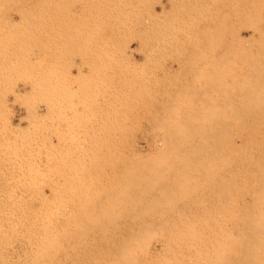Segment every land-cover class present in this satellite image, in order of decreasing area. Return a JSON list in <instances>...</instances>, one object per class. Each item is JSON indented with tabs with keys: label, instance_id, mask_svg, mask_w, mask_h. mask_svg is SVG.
I'll use <instances>...</instances> for the list:
<instances>
[{
	"label": "rangeland",
	"instance_id": "rangeland-1",
	"mask_svg": "<svg viewBox=\"0 0 264 264\" xmlns=\"http://www.w3.org/2000/svg\"><path fill=\"white\" fill-rule=\"evenodd\" d=\"M243 120L264 122V0H0V264H109L116 247L130 252L131 264H163L175 254L180 261L169 264H264V230L257 233L264 223L244 216L250 213L243 205L261 188H250L254 173L249 186L238 182L237 197L246 201L231 207L234 225L228 204L218 208L224 216L211 214L219 211L211 191L233 179L225 173L227 187L210 130L219 134L221 123ZM97 155L93 166L98 158L90 164V156ZM261 192L254 202L262 205L250 208L257 217H264ZM176 244L183 246L173 253Z\"/></svg>",
	"mask_w": 264,
	"mask_h": 264
},
{
	"label": "bare ground",
	"instance_id": "bare-ground-1",
	"mask_svg": "<svg viewBox=\"0 0 264 264\" xmlns=\"http://www.w3.org/2000/svg\"><path fill=\"white\" fill-rule=\"evenodd\" d=\"M85 10V9H84ZM128 12V11H127ZM83 13H85V12H83ZM26 14H28V13H26ZM33 14H34V12H33ZM40 14V13H39ZM43 14V13H42ZM41 14V15H42ZM47 14V13H46ZM53 14V13H52ZM68 14V13H67ZM69 14H70V12H69ZM87 14V13H86ZM167 14V13H166ZM49 15V14H48ZM55 15H56V13H55ZM60 15V14H59ZM58 15V16H59ZM28 16H30V15H28ZM37 16V15H36ZM52 16V15H51ZM64 16V15H63ZM79 16V15H78ZM77 16V17H78ZM162 16H163V14H162ZM31 18L33 17V16H30ZM68 16H66V18H67ZM28 18V17H27ZM51 18V17H50ZM60 18V17H59ZM65 18V17H64ZM63 18V19H64ZM33 19H34V17H33ZM36 19V18H35ZM34 19V20H35ZM39 19V18H38ZM43 19V18H42ZM46 19H48L47 17H46ZM68 19V18H67ZM162 19V18H161ZM29 20V19H28ZM51 20V19H50ZM37 21V20H36ZM40 21V20H39ZM43 21V20H42ZM47 21V20H46ZM30 22V21H29ZM28 21H27V23H29ZM48 22V21H47ZM31 23V22H30ZM38 23V22H37ZM40 23H42V22H40ZM63 23V22H62ZM48 24V23H47ZM60 24H61V22H60ZM35 25V24H34ZM28 26H30L29 24H28ZM35 26H37V25H35ZM40 26V25H39ZM46 25H44V27H45ZM38 27V26H37ZM41 27V26H40ZM43 27V26H42ZM52 27V26H51ZM62 27V26H61ZM53 28V27H52ZM33 29H34V27H33ZM37 29V28H36ZM64 29V28H63ZM82 29V28H81ZM85 30V29H84ZM84 32V31H83ZM57 34V33H56ZM87 34V33H86ZM85 34V35H86ZM47 35V34H46ZM80 36V35H79ZM224 36V35H223ZM86 37V36H85ZM35 38V37H34ZM40 38V37H39ZM56 38H59V37H57L56 36ZM71 38V37H70ZM43 39V38H42ZM48 39V38H47ZM81 39V38H80ZM61 40H63V38L61 39ZM67 40V39H66ZM70 40V39H69ZM224 40L225 39H223V42H222V46L224 47L225 45V43H224ZM54 41V40H53ZM56 41V40H55ZM64 41H65V39H64ZM83 41V40H82ZM85 41V40H84ZM69 42V41H68ZM35 43V42H34ZM34 43H33V45H34ZM38 43V42H37ZM42 43V42H41ZM62 43V42H61ZM87 43V42H86ZM32 44V43H31ZM56 44V43H55ZM54 44V45H55ZM63 44V43H62ZM32 45V46H33ZM37 45V44H36ZM46 45V44H45ZM59 45V44H58ZM65 45V44H64ZM67 45H68V43H67ZM75 45V44H74ZM73 45V46H74ZM87 45V44H86ZM63 46V45H62ZM70 46V45H69ZM78 46V45H77ZM50 48V47H49ZM53 48H55V47H53ZM60 48V47H59ZM64 48V47H63ZM69 48H71V46L69 47ZM80 48V47H79ZM82 48V47H81ZM32 49V48H31ZM78 49V48H77ZM222 50H224V52H225V49H223V48H221ZM30 50V49H29ZM67 50V49H66ZM70 50V49H69ZM228 50V49H227ZM57 51H60V50H57ZM68 51V50H67ZM74 50H72V52H73ZM79 51V50H78ZM76 52V51H75ZM227 52V51H226ZM38 54V53H37ZM63 54V53H62ZM62 54H60V55H62ZM65 54H67V53H65ZM73 54V53H72ZM85 54V53H84ZM87 54V53H86ZM151 54V53H150ZM154 54H155V52H154ZM46 55V54H45ZM59 55V56H60ZM227 55V54H226ZM229 55V54H228ZM227 55V56H228ZM148 56V55H147ZM48 57V56H47ZM61 57V56H60ZM62 57H64V56H62ZM151 58H152V56H151ZM46 59V58H45ZM40 61V60H39ZM42 61V60H41ZM51 64V63H50ZM71 64V63H70ZM56 66V65H55ZM61 66H63V65H61ZM64 67V66H63ZM141 68H142V66H141ZM68 74V73H67ZM65 75V74H64ZM245 77H247V76H245ZM233 78V77H232ZM248 78V77H247ZM234 79V78H233ZM62 84V83H61ZM224 84V83H223ZM230 84V83H229ZM227 86V85H226ZM226 86H224V87H226ZM230 87V86H229ZM77 90V89H76ZM68 91V90H67ZM73 91V90H72ZM112 91V90H111ZM224 91V90H223ZM78 92H79V90H78ZM84 92V91H83ZM130 92V91H129ZM132 92V91H131ZM51 93V92H50ZM63 93V92H62ZM66 93V92H65ZM69 93V92H68ZM93 93V92H92ZM91 93V94H92ZM134 93V92H133ZM83 94V93H82ZM112 94H115V92H113ZM117 94H119V93H117ZM121 94V93H120ZM76 95V94H75ZM100 95V94H99ZM96 96V95H95ZM42 97V96H41ZM97 97V96H96ZM113 97V96H112ZM65 98H67V96L65 97ZM95 98V97H94ZM55 99V98H54ZM215 100V99H214ZM72 101V100H71ZM94 101V100H93ZM77 102V101H76ZM78 103V102H77ZM95 103V102H94ZM219 103V102H218ZM72 104H74V103H72ZM83 108V107H82ZM75 109V108H74ZM85 110V109H84ZM29 112H32V110H29ZM73 113H74V111H72ZM82 112V110L79 112V114ZM72 113V114H73ZM76 114V113H75ZM85 114V113H84ZM63 115V114H62ZM86 115V114H85ZM32 116V115H31ZM64 116V115H63ZM70 117V116H69ZM82 117V116H81ZM93 117V116H92ZM94 118V117H93ZM100 118V117H99ZM213 118V117H212ZM253 118V117H252ZM255 118V117H254ZM85 119V118H84ZM243 119V118H242ZM245 119V118H244ZM62 120H64V119H62ZM67 120V119H66ZM47 121V120H46ZM89 121V120H88ZM214 123L216 122V119H215V121H213ZM71 123H72V121H71ZM85 123V122H84ZM74 124V123H73ZM79 124V123H78ZM90 124V123H89ZM216 124V123H215ZM222 124V127H220V132H219V134H217L218 133V131L216 132V130H217V128L213 131V132H211V130H210V133H212V134H210V135H213L212 136V138H213V140H212V138H211V144H210V146H209V148H212V149H210L211 150V152L212 151H215V152H217L218 151V148H220V153H221V160L219 159V157H218V159L221 161V168H220V173L221 174H225V173H231L232 174V176H231V174H230V177H231V179H233V181L231 182L232 183V185H229V187H228V185L227 184H230V178H228L229 177V175H224V176H228L227 177V179L229 180H224V183H226L227 181L229 182H227L226 183V185H227V187L228 188H226V187H221L222 188V190L220 191L219 190V188H217V189H215L214 190V188H213V193H212V191H211V193H210V196H211V194H213V202L215 201V202H217L218 201V199H219V197L223 200L222 201V207H221V204H219V203H215L214 202V204H217V205H219V206H217L216 207V209L215 210H219V209H222V210H224V208L225 207H227L226 209H228V212L225 210V212L227 213V214H229L230 212V214L232 215V208L231 207H233L234 208V206H235V204H236V201H237V204H238V202L240 201L242 204H243V200L244 199H242V198H244L245 197V195H244V197H237L238 195L239 196H241L240 194H238L239 193V188H238V182H242V181H244V184L248 181H250L251 180V177H248V175H249V173H254L255 174V176H252V180L253 181H255L256 180V182H257V180H258V182L257 183H259V182H262V184L260 185V183L259 184H257L256 182H255V186H253L254 184H252L251 185V181H250V188H256V186H257V188L256 189H258L260 186H261V188H264V186H262V185H264V180H262V177H264V176H259V175H256V172H254V170H257L258 171V173L260 174V172H264V164H262L261 162L262 161H264V122H244V120H243V122H241V123H221ZM218 125V124H217ZM217 125H214L215 127L217 126ZM54 126V125H53ZM73 126V125H72ZM84 126V125H83ZM37 127V126H36ZM43 127H45V126H43ZM68 127V126H67ZM87 127V126H86ZM218 127V126H217ZM57 128V127H56ZM69 128V127H68ZM79 128V127H78ZM81 128H82V126H81ZM99 128H100V126H99ZM222 128V129H221ZM98 129V128H97ZM212 129V128H211ZM45 130V129H44ZM43 131V130H42ZM83 131V130H82ZM92 131H94L93 129H92ZM101 131V130H100ZM41 132V131H40ZM56 132V131H55ZM67 132V131H66ZM96 132V131H95ZM98 132V134H99V130L97 131ZM69 133V132H68ZM73 134V133H72ZM70 135V134H69ZM217 135V136H216ZM79 136V135H78ZM220 138H219V137ZM69 137V136H68ZM78 138V137H77ZM64 139V138H63ZM74 139V138H73ZM88 139V138H87ZM237 139H238V141H239V146L238 145H236V141H237ZM69 140H70V137H69ZM72 140V139H71ZM99 140H100V138H99ZM153 140V139H152ZM67 141H68V139H67ZM84 141V140H83ZM91 141V140H90ZM93 141V140H92ZM94 141H95V139H94ZM158 141V140H157ZM160 141V140H159ZM184 142H193L194 140H190V139H185V140H183ZM88 142V141H87ZM100 142V141H99ZM101 144H103V142H104V140H101ZM107 142V141H106ZM155 142V141H154ZM160 142H162V140L160 141ZM68 143V142H67ZM84 143V142H83ZM89 143V142H88ZM108 143V142H107ZM106 143V144H107ZM156 143V142H155ZM158 143V142H157ZM105 144V143H104ZM98 145V144H97ZM156 145V144H155ZM158 145V144H157ZM68 146V145H67ZM66 146V147H67ZM82 146V145H81ZM92 146V145H91ZM102 146V145H101ZM75 147V146H74ZM94 147V146H93ZM97 147V146H96ZM95 147V148H96ZM100 147V146H99ZM107 147V146H106ZM82 148V147H81ZM90 148V147H89ZM109 148V147H108ZM154 148V147H153ZM155 148H157V147H155ZM155 148H154V150H155ZM63 149H64V146H63ZM67 149V148H66ZM88 149V148H87ZM86 149V150H87ZM94 149V148H93ZM92 148H91V151L93 150ZM100 150H101V148H99ZM107 149V148H106ZM96 150V149H95ZM102 150H104V148L102 149ZM83 151V150H82ZM88 151H90V150H88ZM149 151V150H148ZM93 152H95V151H93ZM101 152V151H100ZM105 152V151H104ZM113 152V151H112ZM109 153V152H108ZM87 155V154H86ZM85 155V156H86ZM110 155V154H109ZM149 155V154H148ZM212 155V154H211ZM215 155V154H214ZM49 156V155H48ZM99 155H97V157L96 156H90L91 158H90V164H91V162L94 160L95 162H96V159L98 158V162H94L93 161V164L95 163V165H93V166H96L97 164H99V162L101 161V160H99V158L101 159V155L98 157ZM114 156V155H113ZM112 156V157H113ZM123 155H120L119 157H122ZM146 156V155H145ZM87 157V156H86ZM106 156L104 155L102 158H105ZM124 157V156H123ZM48 158V157H47ZM137 158V157H136ZM260 158H261V160H260ZM216 159V158H215ZM217 159V163H218V160ZM258 159V160H257ZM92 160V161H91ZM129 160H130V158H129ZM143 160V159H142ZM259 161H261V162H259ZM257 162V163H256ZM102 163V162H101ZM103 163H104V161H103ZM213 163V162H212ZM211 163V164H212ZM260 163V164H259ZM258 164V165H257ZM108 165V164H107ZM207 165V164H206ZM262 165V166H261ZM105 166V165H104ZM148 166V165H147ZM150 166V165H149ZM188 166V165H187ZM190 166V165H189ZM210 167H212V166H210ZM98 168V167H97ZM109 168V167H108ZM192 168H194V167H192ZM214 168H215V170H214V174H215V177H217L220 173L217 171L218 170V166L216 165V161H215V165H214ZM191 169V168H190ZM262 170V171H260V170ZM188 170V169H187ZM95 171V170H94ZM211 171V170H210ZM110 172V171H109ZM112 172V171H111ZM131 174V173H130ZM199 174V173H198ZM208 174V173H207ZM238 174L241 176V178L242 179H240L239 177H238ZM262 174H264V173H262ZM247 175V176H246ZM252 175V174H251ZM261 175V174H260ZM221 176V175H220ZM235 176H236V178H235ZM261 178H259V177ZM219 177V176H218ZM222 177V179H223V176H221ZM254 177V178H253ZM255 177H258L259 179H257V178H255ZM246 178V179H245ZM224 179H225V177H224ZM239 179H240V181H239ZM244 179V180H243ZM223 181V180H222ZM246 181V182H245ZM221 182V181H220ZM216 183H219V182H216ZM223 183V184H224ZM253 183V182H252ZM120 184V183H119ZM243 184V183H242ZM242 185V187H243V190H245V189H249V187H247L246 188V184L245 185ZM225 185V184H224ZM223 185V186H224ZM240 185V184H239ZM207 186H209L208 184H207ZM218 186H221V183H220V185L218 184ZM247 186H249V184H247ZM259 186V187H258ZM215 187V186H214ZM244 187H245V189H244ZM134 188V187H133ZM216 188V187H215ZM224 188H226V189H228L227 191V193H226V189H224ZM238 188V189H237ZM261 188H259V189H261ZM89 189V188H88ZM116 189V188H115ZM135 189V188H134ZM152 189V188H151ZM241 189V188H240ZM258 189V191L256 192V196L257 197H255V198H253L252 200H251V192L249 193V190H246L247 191V195L248 196H250V198L249 197H247V200H251V202L253 201V203L251 204V205H249V204H247V205H243V206H245V208H247V210H249V216H251V214H254V215H252V216H254L253 218H251V217H249L247 214L246 215H244L245 216V219H247L246 221H245V219L243 218L242 220H244L245 222H248V223H250V222H258L259 223V221H261V223H264V219H262V218H264V217H261L260 215H262V216H264V213H262V212H264V211H261L260 209H259V216L260 217H257V214L256 213H258V209L257 210H254L256 213H252V211L250 212V208H252L251 206H258V204L261 206L262 205V203L260 204V201H259V203H255L254 201L256 200V202H258L257 201V198H259V197H261V196H259V194L260 193H258V192H261L262 190H264V189H261V190H259ZM130 190V189H129ZM144 190H146V189H143V191ZM154 190V189H153ZM203 190H204V188H203ZM202 190V191H203ZM211 190H212V187H211ZM242 190V191H243ZM253 190H255V189H253ZM83 191V190H82ZM87 191V190H86ZM120 191H121V188H120ZM152 191V190H151ZM209 191H210V189H209ZM215 191V192H214ZM250 191H252V189L250 190ZM85 192V191H84ZM139 192V191H138ZM141 192V191H140ZM206 192V191H205ZM262 192H264V191H262ZM262 192H261V195L262 196H264V194H262ZM90 193V192H89ZM126 193V192H125ZM130 193L132 194V192H131V190H130ZM204 193V192H203ZM209 193V192H208ZM214 193H216L215 194V196H214ZM258 193V194H257ZM86 194H88V192H86ZM124 194V193H123ZM123 194H121V192H120V195H123ZM225 194H227V196H229L228 197V199H229V201H228V203H226L227 201H224V196H225ZM243 194V193H242ZM250 194V195H249ZM253 194L254 193H252V197H254L253 196ZM119 195V194H118ZM126 195V194H125ZM128 195V194H127ZM134 195V194H133ZM90 196V195H89ZM117 196V195H116ZM130 196V195H129ZM138 195H135V197H137ZM208 196H209V194H208ZM80 197V196H79ZM120 198H121V200H122V197L121 196H119ZM124 197V196H123ZM133 198V199H135L136 200V198ZM140 197H141V195H140ZM205 197V196H204ZM155 198H157L156 196H155ZM207 198V197H206ZM238 198V199H237ZM249 198V199H248ZM110 199V198H109ZM139 199V198H138ZM209 199V198H208ZM239 199H241V200H239ZM158 200V199H157ZM205 199H203V201H204ZM258 200H260V199H258ZM111 201V200H110ZM120 201V200H119ZM141 201V200H140ZM143 201V200H142ZM146 201V200H145ZM210 201H212V200H210ZM244 201H246V200H244ZM102 202V201H101ZM115 202V201H114ZM137 202V201H136ZM212 202V203H213ZM218 202H221V200L220 201H218ZM63 203V202H62ZM154 203V202H153ZM156 203V202H155ZM167 203V202H166ZM59 204H61V203H59ZM120 204V203H119ZM132 204H134V203H132ZM203 204H206V203H203ZM214 204H212L213 206H214ZM225 204V206L223 207V205ZM226 204H228L227 206H226ZM240 204V203H239ZM256 204V205H255ZM129 205V204H128ZM138 205V204H137ZM155 205V204H154ZM194 205V204H193ZM200 205H201V203H200ZM207 205V204H206ZM210 205V204H209ZM208 205V206H209ZM113 206V205H112ZM161 206V205H160ZM165 206V205H164ZM247 206H249V208L247 207ZM124 207V206H123ZM146 207H147V204H146ZM145 207V208H146ZM133 208V207H132ZM219 208V209H218ZM235 208L237 209V207L235 206ZM257 208H259V207H257ZM111 209V208H110ZM128 209V208H127ZM143 209H144V207H143ZM195 209V208H194ZM206 209V208H205ZM235 209V210H236ZM140 210H142V209H140ZM150 210V209H149ZM222 210H219V211H215L214 213L213 212H211V214L212 215H215V214H219L220 215V217L221 216H224V213L223 214H221V211ZM234 210V213H236V211ZM130 211H132V210H130ZM188 211V210H187ZM194 211V210H193ZM261 211V212H260ZM122 212V211H121ZM150 212V211H149ZM198 212V211H197ZM126 213V212H125ZM134 213V212H133ZM140 213V212H139ZM138 213V214H139ZM145 213V212H144ZM146 213H148L147 211H146ZM145 213V214H146ZM206 214H203V215H206V216H211L210 215V212H209V215H207V212H205ZM238 213V212H237ZM143 214V213H142ZM202 214V213H201ZM227 214H225V216H228L227 218H228V220H227V218H225L226 220H227V222H231V224L230 223H228L229 225H234V221H233V219H234V215H232L233 217H231V218H233V219H231L230 218V214L229 215H227ZM242 214V213H241ZM115 215V214H114ZM118 215V214H117ZM123 215H124V213H123ZM137 214H135V216H136ZM147 215V214H146ZM152 215V214H151ZM160 215V214H159ZM177 215V214H176ZM179 215V214H178ZM193 215V214H192ZM237 215L238 214H236L235 216V218H237ZM119 216V215H118ZM138 216V215H137ZM140 216V215H139ZM196 216V215H195ZM197 216H198V214H197ZM218 215H216V217H217ZM241 216H243V215H241ZM112 217V216H111ZM114 217V216H113ZM147 217V216H146ZM171 217V216H170ZM178 217V216H177ZM179 217H181V216H179ZM208 217V218H209ZM246 217H249V219L248 218H246ZM257 217V218H256ZM117 218V217H116ZM151 218V217H150ZM200 218H201V221H202V219H204V222H202V223H205L207 220H205V218L204 217H201L200 216ZM250 218H251V220H250ZM258 218H259V221H258ZM110 219V218H109ZM112 219V218H111ZM113 219H115V218H113ZM118 219V218H117ZM134 219V218H133ZM148 219V218H147ZM160 219V218H159ZM162 219V218H161ZM177 219V218H176ZM212 219V218H211ZM229 219H231V220H229ZM95 222H96V220L95 219H93ZM108 220V219H107ZM124 220H125V218H124ZM130 220V219H129ZM128 220V221H129ZM213 220V219H212ZM215 221L216 220H218V219H214ZM220 220V219H219ZM226 220L224 221V219L222 220V221H224V222H226ZM249 220V221H248ZM254 220V221H253ZM122 221V220H121ZM141 221V220H140ZM160 221V220H159ZM163 221V220H162ZM174 221V220H173ZM177 221V220H176ZM182 221V220H181ZM181 221H179V223L181 222ZM184 221V220H183ZM185 221H186V219H185ZM236 221H237V219H236ZM236 221H235V223H236ZM95 222H93V224H95ZM112 222V221H111ZM115 221H113V223H114ZM139 222V221H138ZM164 222V221H163ZM175 222V221H174ZM190 223H191V221H189ZM197 222V221H196ZM209 222V221H208ZM214 222V221H213ZM217 222V221H216ZM215 222V223H216ZM240 222H241V220H240ZM110 223V221L108 222V224ZM145 224H146V222H144ZM148 223V222H147ZM150 223V222H149ZM160 223V222H159ZM165 223H167V222H165ZM207 223V222H206ZM203 224V225H207V224ZM217 223H219V222H217ZM216 223V224H217ZM222 223V222H221ZM238 223H239V220H238ZM244 223V222H243ZM20 224V223H19ZM22 224V223H21ZM24 224V223H23ZM97 224V223H96ZM95 224V225H96ZM117 224V223H116ZM158 224V223H157ZM209 224H211V223H208V225ZM246 225H247V223H245ZM257 224V223H256ZM255 224V225H256ZM98 225V224H97ZM110 225V224H109ZM144 225V224H143ZM161 225V224H160ZM180 225H182V223L180 224ZM193 224H191L190 225V227L192 226ZM212 225H214V224H212ZM224 225V224H223ZM245 225V226H246ZM250 225V224H249ZM260 224H258V226H259ZM16 226V225H15ZM20 226H22V225H20ZM94 226V225H93ZM92 226V227H93ZM150 226V225H149ZM163 226H165V225H163ZM174 226V225H173ZM222 226V225H221ZM226 226V225H225ZM258 226H257V228H258ZM261 226V225H260ZM259 226V227H260ZM17 227V226H16ZM115 227V226H114ZM145 227H147L146 225H145ZM152 227H154V226H152ZM158 226H156V228H157ZM176 227V226H175ZM184 227V226H183ZM190 227H188V225H187V228L189 229ZM205 227V226H204ZM206 227H208V226H206ZM236 227V226H235ZM247 227V226H246ZM262 227V226H261ZM25 228V227H24ZM94 228V227H93ZM150 228H151V226H150ZM160 228V227H159ZM211 228V227H210ZM218 228V227H217ZM220 229H221V227H219ZM244 228V227H243ZM15 229V228H14ZM21 229V228H20ZM122 228L120 227V230H121ZM147 229V228H146ZM177 229H178V227H177ZM187 229V230H188ZM191 229L192 228H190V231H191ZM203 229V228H202ZM201 229V230H202ZM207 229V228H206ZM238 229V228H237ZM249 229V228H248ZM97 230V229H96ZM100 230V229H99ZM105 230V229H104ZM117 230H119V229H117ZM139 230V229H138ZM144 230V229H143ZM152 230V229H151ZM151 230H147V232H148V238L150 239V237H151V235L153 236V235H155L156 233H155V231H154V234H150V232L152 233L153 232V230L151 231ZM158 230V229H157ZM166 230V229H165ZM186 230V231H187ZM193 231H194V229H192ZM198 230V229H197ZM210 230V229H209ZM240 230V229H239ZM261 230H264V229H259V231L257 230V233H259ZM109 231V230H108ZM122 231V230H121ZM159 231V230H158ZM160 231H162V227H161V230ZM179 231H180V229H179ZM184 231V230H183ZM193 231H191V232H193ZM204 231V230H203ZM211 231V230H210ZM94 232H96V231H94ZM99 231H97L96 233H98ZM115 232V231H114ZM119 232V231H118ZM140 234H141V232L140 231H138ZM157 232V231H156ZM163 232V231H162ZM162 232H159V233H162ZM165 232V231H164ZM171 232V231H170ZM206 232V231H205ZM218 232H219V230H218ZM245 232V231H244ZM251 232H254V231H251ZM101 233L102 234H105V233H103L102 231H101ZM100 232L98 233V234H101ZM182 233V232H181ZM181 233H180V236H181ZM194 233H196V231H194ZM193 233V234H194ZM200 233H204V232H202V231H200ZM249 233V232H248ZM108 234V233H107ZM193 234H191V235H189L188 233H187V237H189V238H191V236L193 235ZM228 234V233H227ZM261 235H262V231H261V233H260ZM95 235V234H94ZM106 235V234H105ZM147 235H146V237H147ZM175 235H178V237H179V232H178V234H175ZM174 235V236H175ZM183 235V234H182ZM189 235V236H188ZM200 235L201 234H199L198 236L200 237ZM226 235V234H225ZM236 235V234H235ZM235 235H234V238H235ZM253 235V234H252ZM98 236V235H97ZM96 236V237H97ZM100 236H102V235H100ZM109 236V235H108ZM113 236V235H112ZM115 236V235H114ZM150 236V237H149ZM158 236V235H157ZM156 236V237H157ZM168 236H170L169 234H168ZM197 236V235H196ZM195 236V237H196ZM202 236V235H201ZM228 236H229V234H228ZM244 236H246V235H244ZM248 236H250V235H248ZM248 236H246V237H248ZM258 236V235H257ZM123 236H117V239L118 238H122ZM139 237V241H140V244H142V242H144L145 240H142L143 238L142 237H145L144 236V233H143V236H142V234H141V236L139 235L138 236ZM160 238H162V239H164L165 237H167L166 235L164 236V238H163V236L161 237V236H159ZM158 237V238H159ZM178 237H176L177 238V242H178V240L180 239V237L178 238ZM183 237V236H182ZM238 237V236H237ZM243 237V236H242ZM255 237V236H254ZM92 238H93V236H92ZM101 238V237H100ZM99 238V239H100ZM111 237H109L108 238V241L109 240H111L110 239ZM142 238V239H141ZM152 238V237H151ZM172 238V237H171ZM207 238H208V236H207ZM228 238V237H227ZM245 238V237H244ZM253 238V237H252ZM256 238V237H255ZM262 238H264V236H262ZM148 239V240H149ZM154 239H155V236H154ZM157 239V238H156ZM167 239V238H166ZM174 239H175V237H174ZM187 239V238H186ZM191 239H193V240H195V241H197L196 240V238L194 239V235L192 236V238ZM190 239V241H192ZM199 239V238H198ZM202 239V238H201ZM245 239H247V238H245ZM259 239V238H258ZM258 239H254V240H258ZM92 240V239H91ZM97 240V239H96ZM100 240H104V241H106V238H103L102 237V239H100ZM114 240H115V238H114ZM151 240V239H150ZM160 240V239H159ZM165 240V239H164ZM163 240V241H164ZM172 240H173V238H172ZM172 240H171V243H172ZM250 240H253V239H251L250 238ZM262 240H264V239H262ZM93 241H95V240H93ZM103 241V242H104ZM112 241H113V239H112ZM153 241V240H152ZM161 241V240H160ZM159 241V242H160ZM162 241V242H163ZM168 241H170V240H168ZM176 241V240H175ZM188 241V243H189V240H187ZM187 241H185V244L187 245ZM210 241V240H209ZM224 241V240H223ZM242 241V240H241ZM259 241L261 242V239H259ZM92 242V241H91ZM151 242V241H150ZM150 242H149V244H150ZM167 242V241H166ZM192 242H194V241H192ZM192 242H190V245H192L191 243ZM198 242H199V240H198ZM202 242V241H201ZM204 242H205V240H204ZM211 242V241H210ZM215 242L217 243V241L215 240ZM221 242V241H220ZM238 242L239 241H237V244H238ZM247 242V241H246ZM256 241H254V243H255ZM260 242H259V244H260ZM262 242H264V241H262ZM93 243V242H92ZM107 243V241L105 242V244ZM115 243V242H114ZM155 243H156V241H155ZM168 243V242H167ZM166 243V244H167ZM176 243V242H175ZM174 243V241H173V243L172 244H170L171 246L173 245V244H175ZM181 243H183V240L182 241H180V244ZM200 243V242H199ZM208 243V242H207ZM215 243V244H216ZM245 243V242H244ZM253 243V244H254ZM258 243V242H257ZM257 243H255L254 244V247H255V245H257ZM96 244V243H95ZM94 244V245H95ZM98 244V243H97ZM162 244V243H161ZM164 244V243H163ZM169 244V243H168ZM221 244V243H220ZM220 244H218L217 246H221ZM224 244H225V242H224ZM229 244V243H228ZM227 244V245H228ZM236 244V245H237ZM242 244V243H241ZM246 244V243H245ZM249 244V243H248ZM247 244V245H248ZM252 244V242H250V244L249 245H251ZM99 245H100V243H99ZM98 245V246H99ZM102 245V244H101ZM143 245H144V243H143ZM142 245V246H143ZM165 245V244H164ZM189 245V244H188ZM187 245V248L189 247V248H193V246H195V245H193V246H188ZM204 245V244H203ZM233 245V244H232ZM232 245H231V248H232ZM144 246H146L147 247V245H144ZM150 246V245H149ZM166 246V245H165ZM175 246H177V250H172V252L173 253H175L176 251H178L179 250V248L181 249V247L180 246H183V245H178V244H176ZM216 246V245H215ZM224 246V245H223ZM230 246V245H229ZM234 246H235V243H234ZM246 246V245H245ZM258 246V245H257ZM103 247H105V246H103ZM146 247H145V249H146ZM169 247V245L166 247V248H168ZM173 247V246H172ZM214 247V246H213ZM248 247V246H247ZM251 246H249V248H250ZM161 248V247H160ZM173 248H175V247H173ZM173 248H168V249H166V251H168L169 252V249L171 250V249H173ZM183 248V247H182ZM195 248H196V246H195ZM195 248H193V250H194V252H196V253H200V251H196L195 250ZM205 248V247H204ZM212 248V247H211ZM217 248V247H216ZM222 248V247H221ZM225 248H226V246H225ZM230 248V249H231ZM248 248V249H249ZM100 249V248H99ZM98 249V250H99ZM148 249V248H147ZM158 249V248H157ZM165 249V248H164ZM205 249H207V248H205ZM254 249H256V248H253V250ZM94 250H95V248H94ZM109 250V249H108ZM107 250V251H108ZM114 251H113V253H111L112 255V257L110 258V260H109V264H131L132 262H130V260H128L127 259V254H130V252H128V251H126V250H124V249H118L117 247H116V249H113ZM149 250V249H148ZM162 250V249H161ZM193 250H191V251H193ZM228 251H229V248L227 249ZM227 250L225 249V251H226V253H228L227 252ZM233 250V249H232ZM237 250V249H236ZM252 250V249H251ZM262 250V249H261ZM101 251H104V250H101ZM147 251V250H146ZM149 251H151V250H149ZM181 251H183V250H181ZM186 251V250H185ZM191 251H189V252H191ZM223 251H224V249H223ZM241 251V250H240ZM249 251H250V249H249ZM256 251V250H255ZM254 251V252H255ZM99 252V251H98ZM164 252V251H163ZM171 252V251H170ZM171 252V253H172ZM184 252V251H183ZM193 252V253H194ZM213 252H215V251H213ZM212 252V253H213ZM232 252V251H231ZM257 252V251H256ZM258 252H260V251H258ZM105 253V252H104ZM144 254H143V256L142 257H144V255H145V252H143ZM147 253V252H146ZM149 253V252H148ZM158 253V252H157ZM160 253V252H159ZM158 253V254H159ZM166 253L167 252H164L163 254L164 255H166ZM173 253L171 254V255H173ZM185 253V255H186V257H189V259L188 260H192V257L190 258V256H187V254H186V252H184ZM192 253V252H191ZM191 253H190V255H191ZM193 253H192V255L191 256H194L193 255ZM202 253V252H201ZM207 253H209V252H207ZM211 253V252H210ZM217 253V252H216ZM107 254V253H106ZM153 254V253H152ZM162 254V253H161ZM160 254V255H161ZM168 254V253H167ZM183 254V253H182ZM182 254H180V255H182ZM203 254V253H202ZM237 254V253H236ZM247 254V253H246ZM262 254H264V252H262ZM26 255V254H25ZM99 255V254H98ZM150 255V254H149ZM149 255H148V257H149ZM175 255H177V260L175 259V263H177V262H179L180 261V259L178 258V254H175ZM179 255V256H180ZM198 255V254H197ZM196 255V256H197ZM204 255V254H203ZM222 255L223 254H221V256L220 257H222ZM233 255V254H232ZM249 255H250V253H249ZM248 255V256H249ZM252 255V254H251ZM255 255H256V253H255ZM258 255V254H257ZM255 256V258L256 257H258L259 256V258H261L260 257V255H258V256ZM103 256H104V254H103ZM146 256H147V254H146ZM145 256V257H146ZM155 256V255H154ZM157 256V255H156ZM168 255H166V257H167ZM183 256H184V254H183ZM199 256V255H198ZM205 256V255H204ZM208 256H209V254H208ZM207 256V257H208ZM215 256V255H214ZM240 256V255H239ZM93 257H94V255H93ZM100 257H101V255H100ZM107 257V256H106ZM141 257V258H142ZM147 257V258H148ZM161 257V256H160ZM169 257H171L170 255H169ZM174 257H171L172 259L174 258ZM185 257V256H184ZM184 257H183V260L185 261L186 259H184ZM229 257V256H228ZM252 257H253V255H252ZM12 258V257H11ZM104 258V257H103ZM140 258V259H141ZM158 258V257H157ZM170 258V259H171ZM180 258H181V256H180ZM217 258V260H218V257H216ZM236 258V257H235ZM258 258V259H259ZM91 259V258H90ZM96 259H98V258H96ZM100 259V258H99ZM98 259V260H99ZM139 259V260H140ZM150 259H151V257H150ZM165 259V258H164ZM170 259H168V260H170ZM178 259H179V261H178ZM194 259H195V257H194ZM201 259V258H200ZM219 259H221V261L223 260V257L222 258H219ZM225 259H226V257H225ZM238 259V258H237ZM257 259V258H256ZM101 260V262L99 263L98 261V263L99 264H108V263H106V261L107 260H103V259H100ZM99 260V261H100ZM152 260H154V259H152ZM168 260H166L165 259V262H163V264L164 263H166V264H169V262H171V261H173V260H170V261H168ZM182 260V259H181ZM204 260V259H203ZM208 260V259H207ZM211 260V259H210ZM240 260V259H239ZM245 260V258L243 259V261ZM260 260V259H259ZM262 260H264V258H262ZM91 261H92V259H91ZM158 261H160V258H159V260ZM162 261H164L163 259H162ZM167 261V262H166ZM196 261H198V259L196 260ZM202 261V260H201ZM212 261H213V259H212ZM211 261V262H212ZM214 261H215V264H216V260L214 259ZM219 261V260H218ZM233 261V260H232ZM231 260H230V263H237L238 262V260H236V261H234V262H232ZM251 261V260H250ZM253 261H254V259H253ZM84 262V261H83ZM92 262H94V260L92 261ZM146 262V261H145ZM174 262V261H173ZM193 262H195V261H193ZM199 262V261H198ZM204 262H205V260H204ZM207 262H209V261H207ZM207 262H205L206 264H207ZM211 262H209V263H211ZM222 262H224V261H222ZM226 262H228L227 260H226ZM256 262V261H255ZM90 263V262H89ZM149 263V262H148ZM147 263V264H148ZM160 263V262H159ZM174 263V264H175ZM186 263V262H185ZM192 263V262H191ZM201 263V262H200ZM205 263H203V264H205ZM221 263V262H220ZM219 263V264H220ZM243 263H245V262H243ZM252 263V262H251ZM260 263V262H259ZM261 263H264V262H262L261 261ZM141 264V263H140ZM154 264V263H153ZM157 264V263H156ZM160 264H162V263H160ZM171 264V263H170ZM179 264V263H178ZM180 264H181V262H180ZM194 264V263H193ZM197 264V263H196ZM223 264V263H222ZM256 264V263H255Z\"/></svg>",
	"mask_w": 264,
	"mask_h": 264
}]
</instances>
